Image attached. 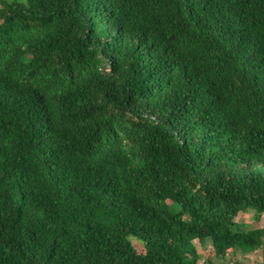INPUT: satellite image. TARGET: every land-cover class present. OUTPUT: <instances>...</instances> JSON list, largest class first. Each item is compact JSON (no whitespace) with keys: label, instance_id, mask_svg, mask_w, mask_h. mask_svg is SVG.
Returning <instances> with one entry per match:
<instances>
[{"label":"trees","instance_id":"16d2710c","mask_svg":"<svg viewBox=\"0 0 264 264\" xmlns=\"http://www.w3.org/2000/svg\"><path fill=\"white\" fill-rule=\"evenodd\" d=\"M248 211L264 0H0V264H242Z\"/></svg>","mask_w":264,"mask_h":264},{"label":"rangeland","instance_id":"374dc122","mask_svg":"<svg viewBox=\"0 0 264 264\" xmlns=\"http://www.w3.org/2000/svg\"><path fill=\"white\" fill-rule=\"evenodd\" d=\"M237 220L251 225L252 227H264V215L261 220H256L253 211L241 212L237 217ZM133 242L140 252L145 251L143 244L139 240L133 239ZM242 264H264V254L262 250H257L248 254L246 260H244Z\"/></svg>","mask_w":264,"mask_h":264}]
</instances>
